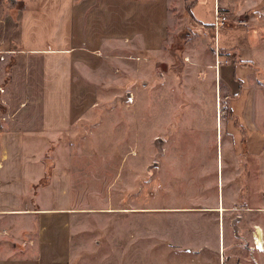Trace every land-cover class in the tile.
<instances>
[{"label":"rangeland","instance_id":"374dc122","mask_svg":"<svg viewBox=\"0 0 264 264\" xmlns=\"http://www.w3.org/2000/svg\"><path fill=\"white\" fill-rule=\"evenodd\" d=\"M187 7L168 0L160 47L146 52L134 39L90 124L39 152L47 167L34 205L63 206L48 221L51 236L64 225L67 244L51 249L50 264L63 251L67 264H264V241L256 255L251 236L254 222L264 233V25L255 26L263 32L251 56L257 66L242 84L232 68L246 59L234 48L218 54L213 25ZM7 65L0 62V84ZM58 190L64 198H54Z\"/></svg>","mask_w":264,"mask_h":264},{"label":"crops","instance_id":"0c3cea01","mask_svg":"<svg viewBox=\"0 0 264 264\" xmlns=\"http://www.w3.org/2000/svg\"><path fill=\"white\" fill-rule=\"evenodd\" d=\"M187 1L190 16L201 24L212 25L216 9L226 17L213 29L217 53L234 48L247 60L235 62L232 68L243 84L256 65L251 56L261 48L254 43L263 39V32L255 26L264 25V0ZM167 6L168 0H0V60L8 59L0 84V264H34L35 254L45 255L35 264H50L46 257L51 249L67 246L64 225L53 229L56 234L51 236L48 221L63 212V206L34 205L47 167L38 154L47 150L51 137L79 135L84 122L90 124L102 99L101 88L109 81L114 63L127 64L124 49L134 39L146 52L160 47L167 35ZM261 49L264 52V46ZM238 99L246 102L243 95ZM44 137L49 140L39 141ZM221 189L224 211L228 205L223 204ZM40 192L45 198L51 188ZM62 193L58 190L53 196L62 199ZM236 205H230L232 210ZM223 223L222 212L217 218L222 251ZM252 225L258 255L261 249L254 235L256 226L263 225ZM58 254V263L67 264L65 251Z\"/></svg>","mask_w":264,"mask_h":264},{"label":"bare ground","instance_id":"6f19581e","mask_svg":"<svg viewBox=\"0 0 264 264\" xmlns=\"http://www.w3.org/2000/svg\"><path fill=\"white\" fill-rule=\"evenodd\" d=\"M215 209L218 210V211L221 210L223 212L224 206L221 203V205L218 206ZM254 236H255L256 246L258 248H260V249H263V244H262V242H263V240H262V230H261L260 226H256L255 235Z\"/></svg>","mask_w":264,"mask_h":264},{"label":"built area","instance_id":"2783aa9c","mask_svg":"<svg viewBox=\"0 0 264 264\" xmlns=\"http://www.w3.org/2000/svg\"><path fill=\"white\" fill-rule=\"evenodd\" d=\"M226 17L223 14H219L217 12V9L214 10V15H213V21H212V25L214 27V30H216L218 28L219 25L222 24V22L224 21ZM0 90H2V88L0 87ZM131 98L128 97V100H130Z\"/></svg>","mask_w":264,"mask_h":264}]
</instances>
